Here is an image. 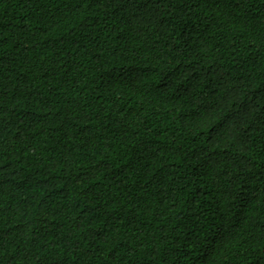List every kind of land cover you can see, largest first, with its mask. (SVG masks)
Wrapping results in <instances>:
<instances>
[{"label":"trees","instance_id":"trees-1","mask_svg":"<svg viewBox=\"0 0 264 264\" xmlns=\"http://www.w3.org/2000/svg\"><path fill=\"white\" fill-rule=\"evenodd\" d=\"M0 264H264V0H0Z\"/></svg>","mask_w":264,"mask_h":264}]
</instances>
